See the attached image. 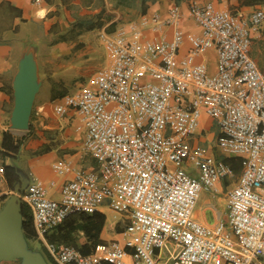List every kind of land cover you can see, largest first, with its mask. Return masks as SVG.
I'll return each instance as SVG.
<instances>
[{"label": "built area", "instance_id": "built-area-1", "mask_svg": "<svg viewBox=\"0 0 264 264\" xmlns=\"http://www.w3.org/2000/svg\"><path fill=\"white\" fill-rule=\"evenodd\" d=\"M186 10L177 3L165 18L143 16L102 32L107 65L55 103L59 116L76 112L84 148L96 161L95 170L74 171L60 200L38 178L24 196L37 238L56 264H264V72L252 55L264 9L247 14L190 0ZM184 15L198 34L185 32ZM204 116L217 125L220 151L243 160L239 175L225 158L191 142ZM69 170L56 165L60 174ZM5 173L0 163V181ZM224 181L232 184L228 214L201 222L194 214L203 192H218ZM105 204L126 220L122 240L84 254L48 239L70 214L101 212Z\"/></svg>", "mask_w": 264, "mask_h": 264}, {"label": "crops", "instance_id": "crops-1", "mask_svg": "<svg viewBox=\"0 0 264 264\" xmlns=\"http://www.w3.org/2000/svg\"><path fill=\"white\" fill-rule=\"evenodd\" d=\"M189 1L137 0L131 8L114 6L108 0H42L41 4L35 0H0V163L6 168L0 181V213L25 205L24 196L35 178L42 182L51 198L60 200L62 185L74 176L75 170L96 169L95 159L84 148V131L76 112L71 110L59 116L54 105L65 95L80 90L97 70L107 65L101 33L113 32L132 21L139 22L143 16L165 18L177 3L186 12ZM199 1H212L219 6L238 5L237 0ZM245 9L248 7L238 10ZM181 24L186 33H199L189 16L184 15ZM172 29H167L169 36ZM189 45L188 37L180 56L187 53ZM25 53H30L36 61L40 85L29 129L14 130L11 127L15 107L13 82ZM209 55L211 69L215 71L216 53L212 50ZM214 124V120L204 116L199 135L211 130ZM5 132L21 140L16 151L4 148ZM199 137L191 142L199 144L202 140ZM59 163L68 164L71 170L58 173ZM231 186L224 181L218 185V192L204 191L201 199L205 200L195 209V217L207 224H214L220 215L225 217L227 214L219 212L215 202L223 205L226 213V191ZM101 212L107 217L102 238L105 242L121 240L125 218L116 216L107 204Z\"/></svg>", "mask_w": 264, "mask_h": 264}, {"label": "water", "instance_id": "water-1", "mask_svg": "<svg viewBox=\"0 0 264 264\" xmlns=\"http://www.w3.org/2000/svg\"><path fill=\"white\" fill-rule=\"evenodd\" d=\"M37 64L30 53L20 60L18 72L13 82L15 107L11 117L14 130H27L36 94L39 90ZM21 205L0 213V263L23 257V264H45L43 255L28 257L25 253L26 241L23 233Z\"/></svg>", "mask_w": 264, "mask_h": 264}, {"label": "trees", "instance_id": "trees-1", "mask_svg": "<svg viewBox=\"0 0 264 264\" xmlns=\"http://www.w3.org/2000/svg\"><path fill=\"white\" fill-rule=\"evenodd\" d=\"M114 6H124L134 8L137 0H108ZM237 8L256 7L264 5V0H237ZM262 47L263 58L261 69L264 72V27L262 30V37L258 40ZM21 144V140H16L10 132H5L3 146L6 150L16 151ZM5 154H7L5 152ZM225 161L237 173L241 172L243 167V160L237 157H226ZM23 218V231L28 239H37V233L33 224V217L31 209L28 205H23L21 209ZM107 222V217L102 212H95L93 214L86 213H72L62 224H60L49 236L48 239L52 242L70 244L78 247L84 254L93 252L95 247L105 242L102 238V233ZM82 233L85 240L82 244L78 243V235Z\"/></svg>", "mask_w": 264, "mask_h": 264}, {"label": "rangeland", "instance_id": "rangeland-1", "mask_svg": "<svg viewBox=\"0 0 264 264\" xmlns=\"http://www.w3.org/2000/svg\"><path fill=\"white\" fill-rule=\"evenodd\" d=\"M233 8H237L233 7ZM256 8H261L264 9V5H258L256 7H248V9H245L242 12H245L247 14H249L251 11L255 10ZM107 32V31H106ZM256 39L253 42L252 45V55L255 58V60L257 61L259 67L261 68L262 66V58H263V51H262V47L259 45L258 40L261 39L262 35L259 36L258 34H255ZM218 135V128L217 125L214 124V126L212 127L211 130H207L206 132H202V135L199 137V140L202 139L199 143L200 146L204 147L205 149H208L209 151H212L215 155L222 157V158H226L229 156L224 155L220 149L216 146V138ZM240 172L237 173V175H239ZM235 180V178H234ZM224 190H227L226 187H224ZM205 199H200V203L201 204ZM215 204L217 205V208L219 210V212H222V214H228V210L226 209V213H225V207H223V205H221L219 202H215ZM121 225L123 223H120ZM23 229V227H22ZM110 232V230H109ZM24 233V231H23ZM25 235V233H24ZM121 240L123 239V236H120ZM25 241H26V248H25V253L28 254V257L34 255V254H41L43 255V260L45 262V264H56L48 255L44 244L42 243V241H40L38 238L37 239H28L25 236ZM84 241V236L82 233H80L78 235V243L82 244V242ZM24 258H18L16 260L13 261H8V262H2L0 264H23L24 263Z\"/></svg>", "mask_w": 264, "mask_h": 264}]
</instances>
